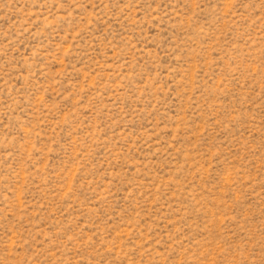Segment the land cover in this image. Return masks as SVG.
Instances as JSON below:
<instances>
[{
  "label": "rangeland",
  "instance_id": "1",
  "mask_svg": "<svg viewBox=\"0 0 264 264\" xmlns=\"http://www.w3.org/2000/svg\"><path fill=\"white\" fill-rule=\"evenodd\" d=\"M0 264H264V0H0Z\"/></svg>",
  "mask_w": 264,
  "mask_h": 264
}]
</instances>
